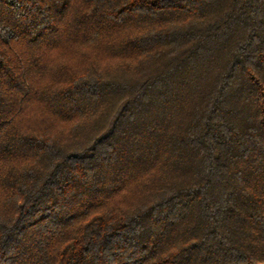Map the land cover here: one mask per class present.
<instances>
[{
  "label": "trees",
  "instance_id": "obj_1",
  "mask_svg": "<svg viewBox=\"0 0 264 264\" xmlns=\"http://www.w3.org/2000/svg\"><path fill=\"white\" fill-rule=\"evenodd\" d=\"M0 264H264V0H0Z\"/></svg>",
  "mask_w": 264,
  "mask_h": 264
}]
</instances>
